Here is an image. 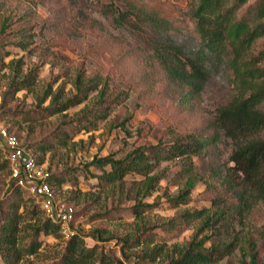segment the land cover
I'll use <instances>...</instances> for the list:
<instances>
[{
	"label": "rangeland",
	"instance_id": "rangeland-1",
	"mask_svg": "<svg viewBox=\"0 0 264 264\" xmlns=\"http://www.w3.org/2000/svg\"><path fill=\"white\" fill-rule=\"evenodd\" d=\"M195 1L0 0V122L33 150L39 179L44 173L73 176L60 184L53 178L51 185L60 204L76 213L71 231L95 247V264H165L163 256L138 261L142 250L148 249L145 239L154 240L150 246L182 244L192 237L198 221L179 219L170 228L171 218L185 210L211 207L216 197L232 198L228 181L238 177L231 169L233 142L225 137L190 160L161 161L155 169L161 176L159 185L140 198L151 204L140 219L134 213L137 201L132 189L140 175L127 176L122 187L103 190L91 173L99 171L93 166L86 169L96 157L125 158L140 146L166 147L176 135L212 132L217 108L231 95L229 73H212L195 92L187 85L177 56L155 46L156 38L173 34L188 45L183 46L186 50L196 48L193 22L187 15ZM123 11L129 12V21H116ZM147 12L154 13L156 22L145 18ZM157 19L166 25L157 26ZM23 79L29 87L18 90L15 81ZM76 83L85 86L87 97L52 113L57 104L77 94ZM41 145L49 150L42 151ZM0 149L1 217L12 175L1 145ZM189 177L195 181L189 202L174 206L168 197L185 187ZM23 194L27 205L39 203L27 187ZM245 216L241 220L237 215L232 235L250 236L253 251L264 264V203L256 202ZM137 237L142 244H135ZM40 239L39 251L21 264L58 260L68 238L61 234ZM243 240L230 256L232 264H240Z\"/></svg>",
	"mask_w": 264,
	"mask_h": 264
},
{
	"label": "trees",
	"instance_id": "trees-1",
	"mask_svg": "<svg viewBox=\"0 0 264 264\" xmlns=\"http://www.w3.org/2000/svg\"><path fill=\"white\" fill-rule=\"evenodd\" d=\"M187 15L193 22L195 49L186 50L183 46L188 45L180 43L173 34L156 38L155 46L161 47L163 52H171V57L177 56L186 72L187 85L195 92L202 90L212 73L220 70L229 73L233 83L231 95L217 108L212 132L209 136L204 132L176 135L165 144L166 147L160 143L140 146L125 158L112 155L96 157L86 169L89 171L93 166L99 171L91 173L97 180L96 185L103 190L117 184L122 187L127 176L140 175L141 178L132 186L137 201L133 206L134 213L140 219L145 207L151 205L143 204L140 198L151 195L159 185L161 176L155 169L161 161L177 157L190 160L195 155L204 154L222 137L230 138L233 142L231 169L238 177L228 181L231 200L216 197L211 207L185 210L171 218L168 221L170 228L176 227L179 219L198 221L192 237L171 247L163 243L150 246L154 240L145 239L148 249L142 250L138 261H156L163 256L165 264H232L230 256L243 238L246 246L241 248L240 264H261L253 251L254 240L247 234L242 238L239 234L232 235V231L237 215L244 220L256 202L264 203V0L251 3L249 0H196ZM145 18L156 22L153 12L145 13ZM115 20L129 21V12H119ZM158 25L164 27L166 23L158 20ZM15 83L18 90L29 87L24 79ZM76 85L79 93L57 104L52 113L63 112L87 97L85 86ZM89 115H93L92 112ZM100 115L96 114L97 117ZM61 141H65L64 138ZM39 148L44 152L49 150L44 145ZM6 162L9 165L8 159ZM71 177L69 174L56 178L51 174L47 181L52 184L55 178V182L60 184ZM194 185V179L189 177L186 186L169 196V201L174 206L188 203ZM24 189L17 177H12L10 196L0 217V264H21L27 255L39 251L43 244L41 235L59 237L62 234L61 224L44 216L39 203L27 205ZM142 243L137 237L135 244ZM96 256L95 247H89L84 238L74 232L66 240L62 256L49 264H95Z\"/></svg>",
	"mask_w": 264,
	"mask_h": 264
},
{
	"label": "built area",
	"instance_id": "built-area-1",
	"mask_svg": "<svg viewBox=\"0 0 264 264\" xmlns=\"http://www.w3.org/2000/svg\"><path fill=\"white\" fill-rule=\"evenodd\" d=\"M0 145L4 149L12 177H17L21 186L27 187L37 200L44 213L52 220L61 224L63 236L69 238L74 232L70 224L74 219V212L66 204H60L55 190L47 181L48 173L39 179V163L33 150L9 131V128L0 122Z\"/></svg>",
	"mask_w": 264,
	"mask_h": 264
}]
</instances>
